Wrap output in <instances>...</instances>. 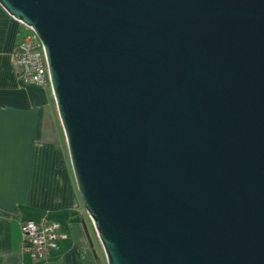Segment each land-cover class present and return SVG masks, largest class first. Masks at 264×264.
Wrapping results in <instances>:
<instances>
[{"label":"water","instance_id":"obj_1","mask_svg":"<svg viewBox=\"0 0 264 264\" xmlns=\"http://www.w3.org/2000/svg\"><path fill=\"white\" fill-rule=\"evenodd\" d=\"M0 6L43 47L106 264H264V0Z\"/></svg>","mask_w":264,"mask_h":264},{"label":"crops","instance_id":"obj_2","mask_svg":"<svg viewBox=\"0 0 264 264\" xmlns=\"http://www.w3.org/2000/svg\"><path fill=\"white\" fill-rule=\"evenodd\" d=\"M27 37L0 6V264H106L50 89L25 85L17 74L13 51ZM43 217L57 222L65 239L39 263L23 253L21 227Z\"/></svg>","mask_w":264,"mask_h":264},{"label":"built area","instance_id":"obj_3","mask_svg":"<svg viewBox=\"0 0 264 264\" xmlns=\"http://www.w3.org/2000/svg\"><path fill=\"white\" fill-rule=\"evenodd\" d=\"M13 58L19 79L25 85L50 89L44 50L35 36L18 45L13 51ZM21 233L23 253L39 263L48 261L65 239L61 226L46 217L26 222L21 227Z\"/></svg>","mask_w":264,"mask_h":264},{"label":"rangeland","instance_id":"obj_4","mask_svg":"<svg viewBox=\"0 0 264 264\" xmlns=\"http://www.w3.org/2000/svg\"><path fill=\"white\" fill-rule=\"evenodd\" d=\"M24 29H25V28H24ZM25 30L28 32V37L34 36L29 30H27V29H25ZM28 37H27V38H28ZM48 91L51 93V90H48ZM51 94H52V93H51ZM94 242H95V243H99L98 240H96L95 238H94ZM99 245H100V244H99Z\"/></svg>","mask_w":264,"mask_h":264}]
</instances>
